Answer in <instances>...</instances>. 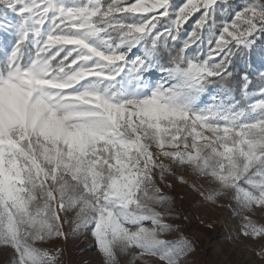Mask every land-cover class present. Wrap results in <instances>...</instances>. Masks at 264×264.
Segmentation results:
<instances>
[{"label":"snow or ice","instance_id":"1","mask_svg":"<svg viewBox=\"0 0 264 264\" xmlns=\"http://www.w3.org/2000/svg\"><path fill=\"white\" fill-rule=\"evenodd\" d=\"M0 30L9 264H61L45 245L66 224L102 264H181L192 245L164 238L176 209L161 185L227 201L231 239L264 257V71L249 70L264 0H0Z\"/></svg>","mask_w":264,"mask_h":264},{"label":"rangeland","instance_id":"2","mask_svg":"<svg viewBox=\"0 0 264 264\" xmlns=\"http://www.w3.org/2000/svg\"><path fill=\"white\" fill-rule=\"evenodd\" d=\"M8 35L11 39V33H4L0 30V39ZM153 82L160 79V74L156 73L151 77ZM206 103L210 98H203ZM165 189L187 208V216L195 224L189 229V234L198 241H202L203 247L192 250L186 257L181 259V264H264V257L257 255L258 244L243 242L241 237L238 241H233L231 236L239 228L240 217L234 216L232 210L227 207V201H224L225 207L218 208L211 205L201 206V197L187 186L177 185L173 189ZM70 218L72 214H69ZM257 223H264V211L257 210L252 215ZM151 227L150 223L146 224ZM205 227L212 228L211 232L205 231ZM64 231L68 233L67 239H58L53 242L49 250L55 251L62 249L60 257L61 264H102L103 257L95 246V240L90 231L82 232L78 235L71 234V225L66 224ZM186 230L182 224L174 226V231L164 238L168 240H179L185 238ZM207 249V250H206ZM206 250V251H205ZM129 256H123L118 253L119 264H127ZM151 259V258H149ZM11 255L0 250V264H9ZM136 264H140L139 261ZM151 264H159L154 259Z\"/></svg>","mask_w":264,"mask_h":264},{"label":"trees","instance_id":"3","mask_svg":"<svg viewBox=\"0 0 264 264\" xmlns=\"http://www.w3.org/2000/svg\"><path fill=\"white\" fill-rule=\"evenodd\" d=\"M173 2H174L175 4H177V5H179L180 3L183 2V0H173ZM234 2H235V3H239V2H242V0H234ZM194 19H195V17H193V19L190 20V21L188 22V24L186 25V28H188V29L191 28V25H192ZM253 69H255V70H260V71H264V57H261V55H260L259 53L255 54V55L252 57V63H251V66H250V69H249V70L251 71V70H253ZM163 191H164L167 195L173 197V200H174V207H175V209H176V212L174 213V215H173L172 217L168 218V222L171 223V224H173V226H176V225H180V224H182L183 227H184L185 230H186V236H185V238H186L188 241L191 242V245L194 246V247H196V248L203 247V245H202V244H203L202 241H198V240L194 239V238L192 237V235L189 234V231H188L189 229L193 228L194 226H198L199 228H201L200 225L195 224V222L187 216V212H188V211H187L186 206H185L183 203L179 202V201L173 196V194L169 193V192L166 191L165 189H163ZM204 230H205V231H208V232H211V231H212V228H210V227H205ZM54 241H55V240H54ZM54 241H50V242H48V243L45 245V247H47V248L49 249V247L53 245V242H54ZM206 250H207V249H206ZM206 250H205V251H206Z\"/></svg>","mask_w":264,"mask_h":264}]
</instances>
